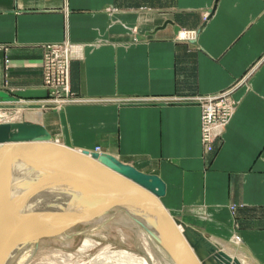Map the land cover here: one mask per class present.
<instances>
[{
  "label": "crops",
  "instance_id": "obj_1",
  "mask_svg": "<svg viewBox=\"0 0 264 264\" xmlns=\"http://www.w3.org/2000/svg\"><path fill=\"white\" fill-rule=\"evenodd\" d=\"M62 41L74 101L20 121L157 176L171 216L264 264V0H0V102L45 97L41 46ZM231 87L207 152L193 100Z\"/></svg>",
  "mask_w": 264,
  "mask_h": 264
},
{
  "label": "rangeland",
  "instance_id": "obj_2",
  "mask_svg": "<svg viewBox=\"0 0 264 264\" xmlns=\"http://www.w3.org/2000/svg\"><path fill=\"white\" fill-rule=\"evenodd\" d=\"M63 43L64 41H62L61 43H46L41 47L44 50L45 46L47 49L53 46H61ZM47 56L48 54L44 53V51L41 52L40 67L42 70V85L46 90L45 97L37 100H26L18 98L9 103L0 102L1 115L8 114V116H13L18 113L19 109L26 111H33L37 109L42 111L59 110L63 105H66L61 104V106L57 104V101H62L65 96H62L61 94L57 95L58 93H55L59 91L60 86H54V84L52 83L53 79L51 80V76L54 65L52 63V58H48ZM55 65L57 67L56 63ZM56 75V79L62 78L61 72L56 73ZM228 89L233 90V87ZM68 93L69 96L73 98L69 91V72ZM232 98L235 102V106L237 107L239 101L233 97V94ZM221 137L222 135L215 138L214 141L220 139ZM214 141L211 143L210 150H208L202 144L207 152L213 150ZM97 148L98 147H95L94 149ZM9 164L10 163H8V167H4L3 170V176L5 177L9 176L13 171L10 168L11 166ZM36 171L37 169H33L28 172L25 177L26 185L27 182L31 179V176L35 175ZM23 182L21 185H17L16 190H14L12 193L8 192L9 194H7V192L5 191L2 199L0 200V219H4L6 217L4 221L2 220L1 222V225L3 224V226L6 224V222H10V207L15 203L18 194L17 191L21 189L22 185L24 187L25 184H23ZM24 189H26V187H24ZM91 189L94 191L95 189H97L95 193H98L94 194L92 198L98 199L97 197H101V199H105L107 201L108 205L112 202L111 198L114 196L107 195L97 187ZM116 200L118 199L116 198ZM123 205L124 211H128H126L128 214L125 212L126 215L117 214L116 208L114 207H92L84 210L76 216L64 215L62 213L60 215L58 225L66 234L67 238L59 237L57 239H53L51 237L40 235V237L37 238L38 247H36L38 249L34 251L31 259L27 264H38V262H40L41 264H182L176 253L173 254L166 251V249L168 248L171 252H174L170 249L164 238L162 237V242L164 243L163 245L165 247L167 246V248L162 246V244L160 243L161 240L159 238L156 239L153 236L155 235L154 233L149 234V232L147 233V231H145L140 222L144 223L148 227L151 226L148 222H145L140 218L139 213L129 208L126 204ZM150 229L152 232L156 231V229H153L152 227ZM209 237L212 238L211 236ZM238 237V233L235 232V230H232V233L228 239L220 238L223 241L214 239L221 245V247L214 243L208 237L207 238L220 251L224 252L231 259H235V257L230 255V253L232 254L233 251L235 252L236 250L237 252L241 253V250L237 249L239 248V246L234 244L236 240L240 241ZM2 238L0 239V250H2V246H4L5 244V240H3ZM204 240L207 243L205 238ZM200 245L201 246L198 249V253L200 254L199 256L203 258L204 256H202L201 254L202 252L205 253V248L204 244L201 243V241ZM51 260H53V262H51ZM238 262L242 264V261Z\"/></svg>",
  "mask_w": 264,
  "mask_h": 264
},
{
  "label": "water",
  "instance_id": "obj_3",
  "mask_svg": "<svg viewBox=\"0 0 264 264\" xmlns=\"http://www.w3.org/2000/svg\"><path fill=\"white\" fill-rule=\"evenodd\" d=\"M50 139L49 133L40 124H0V200L8 188L13 192L17 185L22 184L33 166L44 160L56 161L82 171L84 178L115 192L129 208L152 219L182 264H200L194 252L198 254L200 241L205 244L204 237L183 223H180L183 233L178 228L176 223L179 221L172 218L159 201L164 194V186L157 176L142 173L111 155L98 162L94 159L95 155L89 157L85 151H73ZM8 163L13 171L5 177L3 170ZM213 249L208 246L205 253ZM225 261L223 264H228Z\"/></svg>",
  "mask_w": 264,
  "mask_h": 264
},
{
  "label": "bare ground",
  "instance_id": "obj_4",
  "mask_svg": "<svg viewBox=\"0 0 264 264\" xmlns=\"http://www.w3.org/2000/svg\"><path fill=\"white\" fill-rule=\"evenodd\" d=\"M183 35H185L184 32H181L178 34V37L182 38ZM190 36L194 38L195 33L190 34ZM73 101L74 100H71V102ZM18 121H20L19 112L13 116H8V114L0 115V124H18L27 122ZM50 140L53 141L52 137ZM63 146L67 147L66 145ZM67 148L77 152L85 151L86 155L89 157L95 155L97 157H94V159H96L98 162H103L102 158L108 155L105 153H100L99 148L96 149L99 151L78 150L72 149L70 147ZM33 169H37L35 175L31 176V179L27 182V185L26 179L24 180L23 184H25L24 187H26V189H24L22 185L21 189L17 191L18 194L15 203L10 207V222H6V224L3 226V224L1 225V222L2 220L4 221L6 217L4 219H0V239L3 235L2 239L5 240L2 250H0V264H27L34 251L38 249L37 238L40 237V235L51 237L53 239H57L59 237L67 238L66 234L58 225V221L60 220V215L62 213L64 215L76 216L84 210L92 207H114L116 208L117 214L120 215H126L128 212L127 210V212L124 211L123 204L126 203L120 197H118L115 192L106 190L100 185H97L84 178L83 174L81 173L82 171H78L72 167H68L65 164L51 160H44L36 164L30 169V171ZM126 179L134 183V181L130 180L129 177H126ZM95 187L99 188L107 195L114 196L115 198H111L112 202L109 203V205L107 204V201L105 199H101V197H97L98 199L92 198L94 194H98L95 193L97 189H95V191L91 189H94ZM6 192L7 194L12 193V189L8 188ZM116 198L118 200H116ZM139 215L140 218L145 222H148L153 229H156L155 232H152L150 229L151 227H148L144 223L138 221L141 223V226L145 229V231H147V233L149 232V234L154 233L156 236H153L156 239L159 238L161 240H159L160 243L162 246H164L162 237L165 241L166 239L159 228L156 227V225L152 222V219H150L145 214L139 213ZM171 217L174 218L173 216ZM177 220L179 223L176 224L183 233L184 228L180 225L182 221L179 219ZM185 225L188 226L187 224ZM199 234L202 235L207 241V243L205 242L204 244L205 248L208 246L214 248L212 252L209 251L207 254L204 253L205 257L203 258L199 256V253L197 254L194 252L200 264H223L226 262L225 260L228 261V264H240L236 259H231L224 252L220 251L202 232L199 231ZM168 246L170 247L169 244ZM165 248H167V246ZM170 249L172 250L171 247ZM166 251L168 253L174 254V252H171L168 248ZM51 262H53V260H51ZM38 264L41 263L38 262Z\"/></svg>",
  "mask_w": 264,
  "mask_h": 264
},
{
  "label": "built area",
  "instance_id": "obj_5",
  "mask_svg": "<svg viewBox=\"0 0 264 264\" xmlns=\"http://www.w3.org/2000/svg\"><path fill=\"white\" fill-rule=\"evenodd\" d=\"M184 34L182 39L189 40L193 38L190 36L192 33ZM71 50L72 48L68 47L66 43H63L61 46H53L47 49L45 46L43 50L44 53L48 54V58H52V63L54 65L51 76V80L53 79L52 83L54 86H60L59 91L55 93L65 96L62 101H57L58 105L67 104L73 100L68 93V68ZM59 72L62 73V78L56 79V73ZM193 101L200 104L201 107V142L210 150L211 143L215 138L222 135L223 129L235 112L236 106L232 98V90L227 89L214 94L196 97Z\"/></svg>",
  "mask_w": 264,
  "mask_h": 264
}]
</instances>
